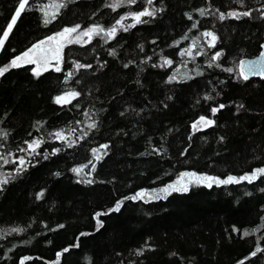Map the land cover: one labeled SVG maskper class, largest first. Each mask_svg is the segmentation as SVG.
<instances>
[{
  "label": "trees",
  "instance_id": "16d2710c",
  "mask_svg": "<svg viewBox=\"0 0 264 264\" xmlns=\"http://www.w3.org/2000/svg\"><path fill=\"white\" fill-rule=\"evenodd\" d=\"M16 2L0 0V27L5 25ZM77 2L79 8L66 13L65 20H73L77 16L84 19L100 0ZM214 2L217 6L239 7L236 0ZM261 2L264 0H246L256 18H231L217 25L221 34L217 46L226 48L223 58L226 63H231L230 57L249 58L259 52V38L264 36V21L258 17L256 9ZM165 3L168 8L162 17L120 33L122 50L114 41L108 42V45L117 48V57L107 56V47L97 44L96 40L91 45L67 46L66 64H71V58L93 64L92 69H81L80 84L77 85L91 94H82L72 104L62 107L51 99L58 89L64 88L60 73H46L37 79L26 69H12L6 77H0V117L4 112L9 113L0 128L13 130L9 147L17 143L18 137L26 131L37 134V130L31 128L36 120L46 121L41 129L45 132L63 127L74 119L83 120L85 110H90L93 116L98 114L103 121L99 132L94 136L90 134L89 143L84 147H78L75 152L67 149L65 153L42 161L23 177L11 182L0 194V229H7L9 225H27L31 221L27 232L6 233L7 240L0 237V245L5 249L11 248L12 243L17 245L12 249V259L7 264H18L19 255L31 257L25 264H47L49 259H54L55 250L73 242L74 236L83 231L91 234L80 238L81 247L73 249L66 256L65 264H119V257L114 253H123L125 258L137 260L131 254L132 250L142 246L148 237H152L150 242L157 247L140 257L137 264H187L192 258H195L193 264H234L254 244L258 233L245 237L244 241L247 242H244L237 239L229 241L226 231L230 230L232 224L249 228L253 226L252 222L260 224L257 209L259 203L264 201V194L252 189V195H247L251 187L247 182L214 186L212 189L200 187L183 194L173 193L167 200L126 201L119 212L102 216L104 224L98 231H92L96 227L93 213L106 210L119 194H127L136 187H156L161 181L175 179L185 167L192 166L217 174L238 172L256 163L252 159L253 154L257 158L264 156V78L250 77L248 81L229 78L225 85L220 86L224 96L218 99L225 103L242 100L253 111L235 113L234 107L229 105L216 115L217 125L192 132L191 121L202 112L206 113L207 109L204 101L195 102L198 94L205 89L207 80L215 84L216 78H224L226 73L212 69L203 78L194 77L173 86L164 82L165 72L172 69L147 66L140 74L141 83L137 84L136 71L139 69L136 65L123 68L121 61L135 58L138 53L143 55L137 48L141 42L145 45L144 52L149 55L153 48H163L165 54H171L172 48L166 47V43L170 44L172 38H178L188 26L183 12L201 6L204 0H165ZM102 11L105 13L103 21L111 22L115 13L107 9ZM202 22L208 23L203 18ZM49 27L55 30L54 26ZM46 32L36 14L23 15L6 42L7 50L0 52V63L6 62L12 49L21 50ZM154 35L160 39L152 45ZM185 43L182 41L179 46L173 47L178 50ZM91 47H96L100 57L108 60V64L98 71L95 70V54ZM173 59L178 61L177 56H173ZM197 60L201 61V58L197 57ZM188 67L194 65L189 64ZM173 68L181 73L185 71L178 62ZM169 95L173 99L166 101L165 97ZM162 100L168 103V108L162 107ZM77 102L81 105L79 109L74 107ZM125 104H131L136 109L144 107L145 112L140 116L131 113L121 117L119 113ZM99 109L105 111L97 112ZM237 119L239 124L236 123ZM72 126L75 127L74 124ZM117 129L127 131L128 135L117 134ZM190 133L192 139L188 140ZM219 135H225L227 142H218ZM149 137L152 143L162 144L169 155H155L151 149L145 153ZM105 139H111L113 146L97 166V175L103 182L83 184L70 171H65L61 177L50 175L57 169L70 168L73 163H86L91 159L90 147L103 143ZM49 143L55 146L58 142L48 141L42 147L47 148ZM185 148L187 152H184ZM5 167L7 165L0 164V170ZM112 176L117 177L115 185L109 182ZM41 187L46 188L45 196L37 200L34 193ZM148 212L152 215H147ZM42 219L47 220L49 228H54L56 223H62L64 227L48 231L40 224ZM20 239L30 242L20 244ZM49 239L52 244L46 243ZM170 252H178L179 256H170ZM180 257L185 259L181 260ZM245 264H264V257L253 258Z\"/></svg>",
  "mask_w": 264,
  "mask_h": 264
},
{
  "label": "snow or ice",
  "instance_id": "6c2138e0",
  "mask_svg": "<svg viewBox=\"0 0 264 264\" xmlns=\"http://www.w3.org/2000/svg\"><path fill=\"white\" fill-rule=\"evenodd\" d=\"M236 3L239 7L231 5L217 6L214 0H204L201 6L183 12L184 17L187 18L188 26L178 38H172L170 44L166 43V47L172 48L171 54H165L163 48L158 50L153 48L152 54L149 55L147 52H144L145 45L141 42L137 45V48L143 55L138 53L135 58H128L126 62L121 61L124 69H128L129 65H136L137 69H139V71H136L137 84L141 83L139 79L140 74L147 66L158 69H172L165 72L164 82L173 86L177 82L185 83L194 77L203 78L205 73L212 69H220L223 73H226L227 75L224 78H216L217 83L215 84L211 80H207L205 89L198 94L195 102L204 101L207 104V109L206 113L202 112L196 119L191 121L192 132L217 125L216 115L229 105L234 107L235 113L253 111L242 100H229L225 103L218 99L224 96L223 89L220 86L225 85L229 78L236 81H248L253 74L264 77V36L259 38V55L252 59L233 56L230 57L231 63H226L223 59L226 55V48L217 46L221 41L220 30L217 28L220 22L231 18L236 20H240L241 18H256L253 16V9L247 6L246 0H236ZM78 8L79 4L77 0H17L13 6L12 13L6 19L5 25L0 27V52L7 50L6 42L9 41L10 36L14 33V29L18 26V21L22 19L23 15L29 13L36 14L39 23L47 29V32L31 41L21 50L12 49L6 58V62L0 63V77H6V74L12 69H26L37 79L46 73H60L64 88L58 89L51 96V99L56 105L62 107L72 104L73 100L81 97L82 94H91L90 91L85 92V88L77 87V85L80 84L79 76L82 75L81 69H92L93 64L83 63L81 59L76 58H71L70 65L66 64L67 46L91 45V42L96 40L97 44L107 47V56L117 57V48L108 45V42L114 41L122 50L123 45L120 44V40L122 39L120 33H126L137 25L152 23L156 18L164 15L168 5L165 3V0H100L98 6L84 19H81L79 16L73 20L64 19L66 13ZM105 9L115 13L109 23L103 21L105 13L102 10ZM256 12L258 13V17L264 21V2L259 4ZM194 13H198L199 15H194ZM202 18L207 19L208 23H203ZM49 26H54L55 30ZM193 30H196L195 33H193ZM190 33L193 34L189 35ZM159 39V36L154 35L151 39V44L155 45ZM182 41L186 43L182 47H179L178 50L176 47H173L179 46ZM91 51L95 54L93 57V62H96L95 70L98 71L104 68L108 64V60L100 57V52L97 51L96 47H91ZM173 56H177L178 61L174 60ZM197 57L201 58L202 63L197 60ZM137 60H139V64H137ZM177 62L180 68L185 69L184 72L181 73L173 68V65H176ZM189 64L194 65V67L189 68ZM203 65L207 67L205 68ZM172 99L171 95L165 97L166 101H171ZM165 100L160 101V104L166 109L169 105ZM74 107L79 109L81 105L77 102ZM153 107H156V105H153ZM102 111H105V109L97 110V112ZM143 112H145L144 107L136 109L131 104H125L119 114L121 117L131 113L140 116ZM8 115V112H4L3 117H0V124L4 122V117ZM83 115V120L74 119L65 124V126L55 127L48 132L41 131L46 121L43 119L36 120L31 125V128L36 129L37 134L34 135L32 131H26L23 136L18 137V142L12 144L11 147H9V138L13 130L0 128V164L7 165L3 170H0V194H3L11 182L23 177L31 168L40 165L42 161H47L50 157L65 153L67 149H72L75 152L78 147H84L88 144L90 134L92 136L97 134L103 121L98 114L93 116L90 110H85ZM236 123H240L239 119L236 120ZM73 124L75 127L72 126ZM168 131L171 132L172 129L169 128ZM252 131H255V129ZM116 133L124 136L128 135V132L123 129H117ZM163 139L164 137L161 136V140ZM191 139L192 135L190 133L188 140ZM203 139H206V137ZM48 141L58 143L55 146L49 143L47 148L42 147ZM220 141L226 143L227 137L219 135L218 142ZM112 146L113 141L105 139L103 143L90 147L91 159H88L86 163H73L70 168H65L64 170L57 169L51 172L50 175L61 177L65 171H70L75 174V179L80 183L96 184L103 182L100 181L97 175V166L108 155ZM149 149L153 150V154L155 155H169L162 144L152 143L151 137L148 138V148L145 149V153ZM187 151L188 149L185 148L184 152ZM184 152L181 154L183 155ZM145 153H137V155ZM252 159L256 163L250 165L247 170H240L238 172L226 171L217 174L214 171L200 170L189 166L179 171L175 179L169 178L168 182L161 181L156 187H136L127 194H119L113 198L111 206L106 210L103 212L95 211L93 213L96 227L92 231H98L99 227L104 224L105 221L102 219V216L113 211L119 212L125 206L126 201L149 202L161 199L167 200L173 193L183 194L200 187L212 189L214 186L240 185L243 182H247V185L251 186L246 193L247 195H252V189L264 194V156L257 158L253 154ZM109 182L115 185L117 177L112 176ZM258 185L262 186L258 187ZM45 192L46 188L41 187L39 191L34 193L35 198L37 200L44 198ZM147 215L150 216L152 213L148 212ZM257 218L260 224L257 225L255 222H252L253 226L251 228L237 227L236 224H232L230 230H226L229 241L234 239L244 241L245 237H251L254 233L259 234L255 236L254 244L247 249L242 259H236L234 264H245L246 261L250 262L253 258L264 257V243L261 242L264 241V201L258 205ZM40 224L48 231L64 227V224L56 223L54 228H49L47 220L43 219L40 221ZM30 227L31 221L23 226L9 225L7 229H0V237L7 240L6 233H25ZM233 233L236 235L233 236ZM90 234L88 231H83L74 236L73 242L60 246L58 250L54 251V259H49L47 264H65L66 256L73 249L81 247L80 238ZM151 240L152 237H148L142 246L132 250L131 254L136 256L137 260L127 259L123 256V253H114L119 257V264H137L140 257H143L148 251L157 247L155 243L150 242ZM29 242L24 239L19 240L20 244ZM46 243L52 244L53 242L49 239L46 240ZM16 246V243H12L11 248L5 249L3 245H0V251H2L0 262L7 264V261L12 259L10 253ZM169 255L179 256V253L170 252ZM30 259L31 257L28 255H19L18 264H25V261ZM180 259L183 260L185 258L180 257ZM194 260L195 258L189 259L187 264H193Z\"/></svg>",
  "mask_w": 264,
  "mask_h": 264
},
{
  "label": "water",
  "instance_id": "95a60500",
  "mask_svg": "<svg viewBox=\"0 0 264 264\" xmlns=\"http://www.w3.org/2000/svg\"><path fill=\"white\" fill-rule=\"evenodd\" d=\"M258 55H259V52H258L256 55H254V56H252V57H249V59L255 58V57L258 56ZM251 77L264 78V77L259 76L258 74H253Z\"/></svg>",
  "mask_w": 264,
  "mask_h": 264
}]
</instances>
